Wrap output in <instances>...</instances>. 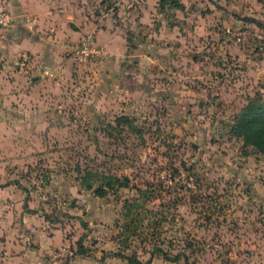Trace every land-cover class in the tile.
I'll return each instance as SVG.
<instances>
[{
	"label": "rangeland",
	"instance_id": "1",
	"mask_svg": "<svg viewBox=\"0 0 264 264\" xmlns=\"http://www.w3.org/2000/svg\"><path fill=\"white\" fill-rule=\"evenodd\" d=\"M82 1L124 38L117 80L128 89L98 102L88 78L76 79L78 90L50 101L61 111L46 115L51 124H0V171L9 175L0 186L19 181L59 230L50 264L63 247L59 264L82 255L79 241L102 264H130L115 252L142 264H264V156L231 131L247 100L264 101V0ZM23 138L37 144L12 142ZM86 169L120 180L98 196L97 180L82 184ZM138 188L150 220L126 238L123 204Z\"/></svg>",
	"mask_w": 264,
	"mask_h": 264
},
{
	"label": "crops",
	"instance_id": "2",
	"mask_svg": "<svg viewBox=\"0 0 264 264\" xmlns=\"http://www.w3.org/2000/svg\"><path fill=\"white\" fill-rule=\"evenodd\" d=\"M82 2L0 0V7L10 11L13 17L11 24L0 33L1 128L12 124L19 130H36L40 122L51 124L46 115L52 117L61 111L51 108L50 101L57 99L60 93L78 90L76 79L82 83L88 78L91 85L84 90L100 93L98 102L104 94L117 93L118 85L121 86L117 76L123 69L121 56L125 40L110 17L97 21ZM84 38L104 46L109 55L85 63L74 62L75 47ZM24 53L28 55L26 65H15ZM45 107V116L38 121L36 116H40ZM33 139L28 143L24 138L12 142L31 146L37 144ZM7 143L8 140L3 144ZM5 176H9L6 171H0V177ZM17 177L13 173L12 178ZM28 197L27 187L19 181L2 182L0 186V264H50V251L63 242L59 230L46 226L47 221L33 210ZM80 254L66 264H102L95 255Z\"/></svg>",
	"mask_w": 264,
	"mask_h": 264
},
{
	"label": "trees",
	"instance_id": "3",
	"mask_svg": "<svg viewBox=\"0 0 264 264\" xmlns=\"http://www.w3.org/2000/svg\"><path fill=\"white\" fill-rule=\"evenodd\" d=\"M162 3V2H161ZM177 7H181V3L174 1ZM125 117L123 121H125ZM231 131L242 138L243 144L251 145L255 147L264 156V101L259 98H251L239 108V110L233 115V123L231 125ZM92 180H97L99 185L94 187L93 191L98 196H103L106 188L112 187L114 183L120 180L116 175L105 174L104 172L94 171L92 169H86L82 177V184L85 188H93ZM138 195L133 199L125 200L123 204V216L126 219L123 229L126 238L135 235L142 228L146 229L147 222L144 219L148 209L142 206L145 200V192L143 189L138 188ZM78 250L81 253H85V248L81 245V241L78 242ZM161 250L159 246L155 245L152 251ZM163 253V252H162ZM118 255L121 258L126 259L130 264H142L135 256L126 255L121 252L112 253ZM165 256V252L163 253ZM180 253H177L174 259L179 258ZM185 256V255H184ZM148 259L144 264H149Z\"/></svg>",
	"mask_w": 264,
	"mask_h": 264
},
{
	"label": "built area",
	"instance_id": "4",
	"mask_svg": "<svg viewBox=\"0 0 264 264\" xmlns=\"http://www.w3.org/2000/svg\"><path fill=\"white\" fill-rule=\"evenodd\" d=\"M12 19L11 12L0 7V33L3 28L11 24ZM104 55L105 49L102 46L96 44L93 40H89V38H84L75 47L73 59L76 63H85L89 60L101 59ZM27 61L28 55L24 53L15 61V65L24 67ZM68 255L69 252L63 247L54 252L52 257L56 260V263L59 264L67 259Z\"/></svg>",
	"mask_w": 264,
	"mask_h": 264
}]
</instances>
